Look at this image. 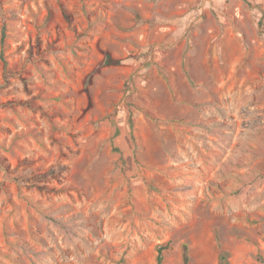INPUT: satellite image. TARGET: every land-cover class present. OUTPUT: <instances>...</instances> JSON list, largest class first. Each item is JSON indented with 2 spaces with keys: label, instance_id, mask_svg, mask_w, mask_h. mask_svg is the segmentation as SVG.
Instances as JSON below:
<instances>
[{
  "label": "rangeland",
  "instance_id": "374dc122",
  "mask_svg": "<svg viewBox=\"0 0 264 264\" xmlns=\"http://www.w3.org/2000/svg\"><path fill=\"white\" fill-rule=\"evenodd\" d=\"M264 264V0H0V264Z\"/></svg>",
  "mask_w": 264,
  "mask_h": 264
},
{
  "label": "trees",
  "instance_id": "16d2710c",
  "mask_svg": "<svg viewBox=\"0 0 264 264\" xmlns=\"http://www.w3.org/2000/svg\"><path fill=\"white\" fill-rule=\"evenodd\" d=\"M168 248V245H162L159 249V255H158V264H162L163 261V251L164 249ZM189 246L188 244H184V263L187 264L189 262ZM219 264H230L229 262V252L222 251L220 253V261Z\"/></svg>",
  "mask_w": 264,
  "mask_h": 264
}]
</instances>
